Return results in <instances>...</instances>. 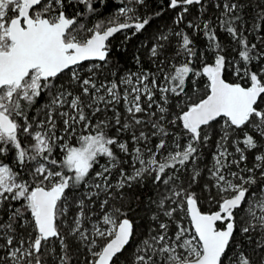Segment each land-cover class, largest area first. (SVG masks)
Masks as SVG:
<instances>
[{
    "label": "snow or ice",
    "instance_id": "1",
    "mask_svg": "<svg viewBox=\"0 0 264 264\" xmlns=\"http://www.w3.org/2000/svg\"><path fill=\"white\" fill-rule=\"evenodd\" d=\"M121 3L86 27L78 17L96 11L94 0H0V264H76L73 245L85 251L83 264H117L133 245L130 264H264V0H211L215 20L203 19L209 0H166L180 10L177 26L198 6L187 28L203 34L205 50L198 54L184 29L158 30L144 46L153 67L136 55L137 71L118 75L108 68L111 38L132 30L131 39L152 22L137 12L145 0ZM70 4L85 11L69 16ZM218 31L235 55L225 54ZM201 78L205 90L192 101L189 85L199 92ZM112 128L117 135H108ZM120 133H129L131 147ZM210 144L202 192L215 211L203 212L192 185ZM9 154L15 168L4 162ZM146 178L151 224L137 240L126 189ZM81 186L87 191L70 202Z\"/></svg>",
    "mask_w": 264,
    "mask_h": 264
},
{
    "label": "trees",
    "instance_id": "2",
    "mask_svg": "<svg viewBox=\"0 0 264 264\" xmlns=\"http://www.w3.org/2000/svg\"><path fill=\"white\" fill-rule=\"evenodd\" d=\"M125 2V0H124ZM146 6H138L137 12L141 16H151L152 22L150 26L143 32L132 36L131 39L125 40V35H130L132 30H128L127 32L120 33L116 35L113 39H111V46H112V57H111V63L108 65V68H110L112 71L116 72L118 75H122L126 72H135L138 69V66L135 62V56L140 55L144 67L149 68L153 67L148 60L147 57V48L144 47L145 45H149L150 43V37L157 33L158 30H164L167 31L170 28H176L184 29L194 40L195 42V48L199 54V52L204 51L207 45V41L205 40L202 33H193L191 29L187 28V23L189 21L195 20L199 16L198 6H193L190 8L189 13L186 14L184 18V22L180 23L178 26L173 23L177 13L180 10H171L167 8L166 0H145ZM126 3V2H125ZM94 8L96 9L93 13H86L83 17H78V22H87L89 24L94 25L97 22L100 21H107L108 18L114 16L118 9L123 5L121 3V0H94ZM77 11H85L83 5H72L70 4L66 8V13L69 16L75 15ZM156 12H162L161 15L156 16ZM216 10L211 6V0H209V3L207 4V11L205 12L203 19H213L215 20ZM217 35L220 38V41L225 47V54L228 56H233L235 53L233 52V48L235 45L231 42L230 38L226 36L225 33L218 31ZM259 39L258 36L255 34L249 35V40L251 42H256V40ZM208 62H211V53L207 54ZM90 63H85V65L81 66V70L83 71L86 69L87 66H89ZM194 66L199 67L200 61L197 59L194 62ZM66 75L62 74V77H65ZM104 78L103 76H100ZM225 78L231 82H235L232 75L230 73H227ZM197 87L200 89L199 92L193 93L191 91V85H189L188 93L192 98V101H197L200 96L204 92V85L206 81L201 78L197 82ZM175 104V101H173ZM43 107V101H41L37 108ZM121 111V109H119ZM173 112L178 111L179 109L173 108ZM30 116L35 117L36 116V110H30L29 112ZM98 117L100 116V113L97 114ZM106 115L108 117H111L113 114L112 112H107ZM105 117V113L103 114V117ZM39 119H43V116H39ZM119 139L121 141H128L130 147L132 144L129 142V139L127 137H121L119 136ZM156 143V140L153 139L150 144ZM143 147V145H140ZM117 152V155L120 156L122 159L127 160L128 157L123 156L122 153L119 152L118 149H115ZM214 151V147L210 144L209 146L202 149L200 160L198 161V167L201 169V178L199 179V182L197 184L192 185V190L195 191L200 196V208L203 212H209V211H215L214 207H210L209 204L206 202L205 197L208 196L207 191L202 192V186L205 183H208V167L211 166V156ZM4 162L8 163L11 167L15 168L16 164L13 160L11 154H9L8 157L4 158ZM101 163H104L103 160H101ZM98 167V166H97ZM97 167L93 169V173L96 172ZM122 167L124 169H127L126 164H123ZM189 169H191V165L189 166ZM113 174H119V168L113 169ZM187 176L188 173H185L182 179L187 182ZM111 181V180H110ZM109 181V182H110ZM113 183V182H112ZM126 191L129 192V198L132 199V211L129 212V216L134 218L137 221L138 224V234H137V240H139L143 233H145L149 225L151 224V221L149 220L150 213L148 212L149 207V197L153 195V186L151 183L150 178H146L142 184L134 185L132 189ZM85 190L83 186L79 190H76L74 192H71L69 194L70 202L72 200H79ZM135 197H139L138 200L135 199ZM100 199H103V193H101ZM113 204H119V201H113ZM125 207H127V200L125 201ZM76 211L75 206L71 207L69 209L68 217L71 218V214ZM94 211L99 215L100 214V208H99V201H97V204L94 208ZM63 219V218H61ZM95 219V217H94ZM63 227V225L61 226ZM73 259L76 264H83L84 257L86 255L85 251L83 249L76 250V245H73ZM134 252V245L128 247L125 252H123L120 255V259L117 261V264H130V259L132 257V254Z\"/></svg>",
    "mask_w": 264,
    "mask_h": 264
},
{
    "label": "rangeland",
    "instance_id": "3",
    "mask_svg": "<svg viewBox=\"0 0 264 264\" xmlns=\"http://www.w3.org/2000/svg\"><path fill=\"white\" fill-rule=\"evenodd\" d=\"M125 2H127V0H125ZM177 10H179V9H177ZM117 13V12H116ZM83 24H85V26L86 27H92L93 25L92 24H89V23H87V22H82ZM82 71V70H81ZM83 72V74H87L86 73V71H85V69L82 71ZM100 79H103L102 77H99ZM67 79H68V76L66 75L65 77H62V80H64V81H67ZM119 109H121V113L123 114V107L122 106H119ZM103 114L104 113H100V116H99V118L100 119H103V118H101V117H103ZM145 131H148L149 129H147V128H145L144 129ZM82 130L81 129H77V132H78V134L81 132ZM107 132H108V135H110V136H114V135H117V133H116V129L115 128H112V129H109V130H106ZM119 136H121V137H127L128 139H129V133H120L119 134ZM69 142L70 143H73V144H75V142H76V140H75V138L73 137V138H71L70 140H69ZM129 142L131 143V141L129 140ZM149 146H151V144H149ZM126 164V166H127V169L125 170L126 172H128L129 174L132 172V169H131V167H129V165L127 164V163H125ZM99 170V168L97 167V170L96 171H98ZM94 174H95V172L94 173H92V176H94ZM119 174L117 175V174H113V173H111V176H110V183H112V184H115L118 180H119ZM97 182H99V181H96V180H94V179H90L89 180V183H97ZM84 190L85 191H87V189H85L84 188Z\"/></svg>",
    "mask_w": 264,
    "mask_h": 264
},
{
    "label": "water",
    "instance_id": "4",
    "mask_svg": "<svg viewBox=\"0 0 264 264\" xmlns=\"http://www.w3.org/2000/svg\"><path fill=\"white\" fill-rule=\"evenodd\" d=\"M121 33H123V32H121ZM118 34H120V33H117L116 35H118ZM116 35H115V36H116ZM115 36H114V37H115ZM114 37H112L111 39H113ZM86 63H90V62H86Z\"/></svg>",
    "mask_w": 264,
    "mask_h": 264
}]
</instances>
